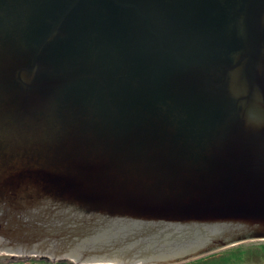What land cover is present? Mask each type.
<instances>
[{"label": "water", "instance_id": "obj_1", "mask_svg": "<svg viewBox=\"0 0 264 264\" xmlns=\"http://www.w3.org/2000/svg\"><path fill=\"white\" fill-rule=\"evenodd\" d=\"M7 1L0 251L183 264L264 239L260 0L238 21L183 0H16L7 18Z\"/></svg>", "mask_w": 264, "mask_h": 264}, {"label": "rangeland", "instance_id": "obj_2", "mask_svg": "<svg viewBox=\"0 0 264 264\" xmlns=\"http://www.w3.org/2000/svg\"><path fill=\"white\" fill-rule=\"evenodd\" d=\"M10 255L0 251V264L30 263V264H74L69 262L59 263L55 260L41 257H19L10 259ZM203 264H264V240H253L223 249Z\"/></svg>", "mask_w": 264, "mask_h": 264}, {"label": "flooded vegetation", "instance_id": "obj_3", "mask_svg": "<svg viewBox=\"0 0 264 264\" xmlns=\"http://www.w3.org/2000/svg\"><path fill=\"white\" fill-rule=\"evenodd\" d=\"M260 2L263 4L262 13L264 15V0H260ZM174 3H176V1H174ZM243 3L245 4L244 7L242 6ZM247 3L248 0H183V5L181 4L180 7L178 6L179 3L176 4L178 15L186 10L197 19H209L211 17L215 19L220 15H224L226 18L238 21L245 18L243 14L246 12ZM5 4L8 5L6 17L10 18L16 13L19 6L16 5V0H11V2L7 1ZM224 4L226 5L225 8ZM231 52L234 51L231 50ZM224 88L227 89V87Z\"/></svg>", "mask_w": 264, "mask_h": 264}, {"label": "trees", "instance_id": "obj_4", "mask_svg": "<svg viewBox=\"0 0 264 264\" xmlns=\"http://www.w3.org/2000/svg\"><path fill=\"white\" fill-rule=\"evenodd\" d=\"M210 258L209 257H205V258H202V259H199V260H196V261H193V262H190V263H187V264H202L204 263L206 260H208ZM64 262H69V263H72L70 261H62V262H59V263H64ZM17 264H30V263H17ZM36 264V263H35Z\"/></svg>", "mask_w": 264, "mask_h": 264}]
</instances>
